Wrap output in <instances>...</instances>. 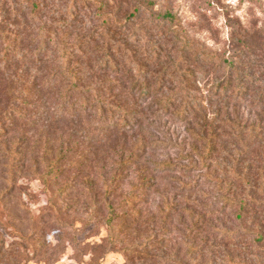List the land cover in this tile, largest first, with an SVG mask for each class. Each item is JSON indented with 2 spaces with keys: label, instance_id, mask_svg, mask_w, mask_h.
I'll return each mask as SVG.
<instances>
[{
  "label": "trees",
  "instance_id": "1",
  "mask_svg": "<svg viewBox=\"0 0 264 264\" xmlns=\"http://www.w3.org/2000/svg\"><path fill=\"white\" fill-rule=\"evenodd\" d=\"M10 5L15 14L0 24L2 43L13 37L12 44L0 49V209L24 190L21 181L43 173L40 166L32 171L30 166L37 163L40 137L53 126H67L83 137L123 135L129 156L119 163L138 166L149 146L143 122L169 119L188 126L190 152L184 160L190 166L183 170L201 174L193 181L177 180L176 198L160 207L167 226L176 218L174 231H157L147 244L129 248V264H207L209 259L211 264H264V77L259 56L236 48L228 56L207 54L208 81L203 88L197 82L190 94L188 80L175 86V78L166 79L174 74L165 69L160 54L146 65L162 71L155 81L133 77L128 23L115 16L108 22L106 5L98 0H75L70 7L50 0ZM156 16L175 20L170 12ZM176 39L168 54L179 45L188 47ZM136 87L142 103L146 100L138 112L120 102L129 100L126 92ZM166 90L172 93L166 95ZM90 147L83 157L89 158ZM51 164L47 175L59 174L60 162ZM157 166L165 173L178 170L172 161ZM147 170L138 167L142 175Z\"/></svg>",
  "mask_w": 264,
  "mask_h": 264
},
{
  "label": "rangeland",
  "instance_id": "2",
  "mask_svg": "<svg viewBox=\"0 0 264 264\" xmlns=\"http://www.w3.org/2000/svg\"><path fill=\"white\" fill-rule=\"evenodd\" d=\"M15 1L27 0H0V24L15 14L10 5ZM50 1L69 7L75 3ZM98 1L106 5L108 22L112 24L115 16L121 23H128L133 77L138 81H155L162 71L147 69L146 65L160 54L165 69L174 74L166 79L175 78V86L188 80L192 84L188 92L192 94L198 88L197 82L203 88L208 81L204 80L210 74L207 54L228 56L232 48L255 52L264 77V0ZM166 12L175 16L174 22L156 18ZM177 36L188 47L179 45L168 54ZM12 42L13 37L4 44L0 40V49ZM179 65L180 71L175 72ZM178 90L179 86L174 92ZM156 91L157 87L152 92ZM114 94L123 95L119 90ZM126 94L129 100L121 98L120 102L130 110L138 112L142 105L145 107L139 87L130 88ZM241 111L249 116L248 109ZM106 128L100 126L104 131ZM69 129L56 125L40 137L37 163L30 167L32 171L40 166L43 173H32L31 181H21L24 190L15 193L8 200L10 204L0 209V264H129V248L147 244L157 231L163 235L174 231L176 218L174 225L167 226L160 207L165 200L176 198L180 191L177 180L189 182L201 174L183 170L190 166L184 160L190 152L186 124L169 119L144 121L142 129L149 146L138 166L119 163L129 156L128 139L123 135L103 138L92 133V137H83L84 133ZM93 136L99 140L93 141ZM89 143L91 154L86 158ZM132 146L130 142L128 147ZM167 161L174 162L178 170L159 171L156 164ZM56 162L61 164L59 174L47 175V166H55ZM141 166L149 168L144 175L138 172ZM85 173L91 174L86 178ZM20 206L26 209L23 213ZM207 264H211L210 259Z\"/></svg>",
  "mask_w": 264,
  "mask_h": 264
}]
</instances>
